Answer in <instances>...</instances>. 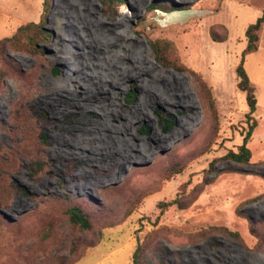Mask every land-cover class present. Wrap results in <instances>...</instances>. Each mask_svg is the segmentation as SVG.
I'll list each match as a JSON object with an SVG mask.
<instances>
[{
  "label": "rangeland",
  "instance_id": "1",
  "mask_svg": "<svg viewBox=\"0 0 264 264\" xmlns=\"http://www.w3.org/2000/svg\"><path fill=\"white\" fill-rule=\"evenodd\" d=\"M263 10L264 0H0V264H133L137 240L140 264H264V24L256 52L245 35ZM91 35L108 52L91 50ZM242 61L258 102L247 164L226 158L252 124ZM102 68L105 85L85 94ZM108 109L110 131L97 122ZM75 205L89 230L64 214Z\"/></svg>",
  "mask_w": 264,
  "mask_h": 264
},
{
  "label": "trees",
  "instance_id": "2",
  "mask_svg": "<svg viewBox=\"0 0 264 264\" xmlns=\"http://www.w3.org/2000/svg\"><path fill=\"white\" fill-rule=\"evenodd\" d=\"M109 1H114V0H109ZM46 5H47V1H46ZM46 9H47V7H46ZM263 24H264V10H263L262 16L259 17L257 19V21L255 23L251 24L246 30L245 35H246V38L248 40L246 53H253V52H256L258 50L259 32L262 30ZM27 27H29V26L19 28L18 33H21ZM35 27L39 29V31L37 30V33H39V37H41L45 40L49 39L50 35L47 34L45 31H43L42 27L40 25H35ZM37 36H38V34H37ZM162 48L163 47L160 44H157L155 47V51H156L158 61L165 66H170V67L175 69L176 68L175 65H171V64L166 63L165 58L162 56V54H163ZM5 76H6V72L4 70L0 69V82L4 79ZM237 76L239 78L238 89L240 91L246 93V101H247V105L249 108L247 120H248V122L252 121V124L249 126V129L244 136L243 144L239 147V151L238 152H233V151L229 152L226 155V158L236 162L237 164H247V163H249V161L251 159V151L247 147V144L250 141L252 134L256 128V122L253 119V114H255V112H256L258 102H257V97L255 95V89H254V87L251 86L249 77H248V75L244 69L243 61L240 63V65L237 68ZM134 98H135V94L130 92L128 94V102H130V103L133 102ZM161 118L163 119V117H161ZM163 120L165 122V125L169 127L170 122L167 119H163ZM36 153H37L36 155L38 157V150ZM36 160H39V159H36ZM3 163H4V161H0L1 170L5 169L3 166ZM36 166L38 167V168H36V170L46 168L44 162H42V161L37 162ZM181 172H182V168L177 167L176 169L172 170V175H177ZM0 180H2V179L0 178ZM2 187H3V184H2ZM2 192H4V190H1V193ZM66 196H67V198L71 197L69 194L68 195L66 194ZM64 214L68 217L69 221L72 223L73 226L79 227L82 230H89L91 228V222L80 206H77V205L69 206L65 209ZM222 229H223V231H226L230 235H233L237 238L239 237V235L237 233L231 232L227 228H222ZM141 250H142L141 242L137 240V249L134 252L133 264H140L141 263L140 262L141 261V258H140Z\"/></svg>",
  "mask_w": 264,
  "mask_h": 264
},
{
  "label": "bare ground",
  "instance_id": "3",
  "mask_svg": "<svg viewBox=\"0 0 264 264\" xmlns=\"http://www.w3.org/2000/svg\"><path fill=\"white\" fill-rule=\"evenodd\" d=\"M107 32H109V31L107 30ZM105 34H107V33H105ZM113 37H116V36L114 35ZM89 38H90V40H88L87 44L89 43L88 47L91 50L98 49L99 51H102V49L103 50L105 49L107 51V45L104 42H100V41H98L96 39H93L92 35ZM113 45H115V42H113V40H112V42H111V44L109 46H113ZM96 71H97V74H95L92 78H90V84L91 85H87V84L84 83V85H85V90L84 91L86 92L85 94H87L89 88L95 87V85H100L102 87L105 85L103 74L104 73H107V69L102 68V69H97ZM135 73L137 74L138 77H140L143 74H147V71L146 70H143V69H139V70H135ZM107 82L108 81L106 79V88L104 89V92L105 93L108 92L107 88H108L109 85L107 84ZM71 83H72V85H70L69 92H72L74 90V88H75V84H74L75 81H73ZM62 89H63V87H62ZM83 98H86V96H83ZM112 114H113L112 109L103 110L101 112V115H99L97 122H100V121H102V122L109 121V118L112 116ZM106 125H107V129L106 130H109L110 131V127L108 125V122H106ZM99 132H100V130H99ZM100 136H101V140L105 142L107 140V137L109 136V134H104V135H100ZM110 136H111V134H110ZM67 171H65V172H67ZM64 175H65V173L61 174V177H64Z\"/></svg>",
  "mask_w": 264,
  "mask_h": 264
}]
</instances>
